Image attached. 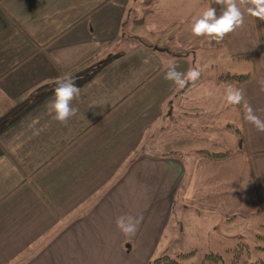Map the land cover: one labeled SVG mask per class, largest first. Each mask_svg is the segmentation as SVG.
<instances>
[{"label": "crops", "instance_id": "obj_1", "mask_svg": "<svg viewBox=\"0 0 264 264\" xmlns=\"http://www.w3.org/2000/svg\"><path fill=\"white\" fill-rule=\"evenodd\" d=\"M209 5L220 14L214 0H0V264H151L169 237L232 253L233 229L264 227V133L245 119L247 104L264 120V21L196 37ZM217 55L225 72L165 79ZM63 76L81 89L66 125L47 108ZM127 214L142 217L133 237L116 227Z\"/></svg>", "mask_w": 264, "mask_h": 264}, {"label": "clouds", "instance_id": "obj_2", "mask_svg": "<svg viewBox=\"0 0 264 264\" xmlns=\"http://www.w3.org/2000/svg\"><path fill=\"white\" fill-rule=\"evenodd\" d=\"M214 4L221 6L219 15L216 8L209 5L199 16L193 17L191 32L194 36L207 37L220 42L226 35L244 26L245 15L264 21V0H214ZM177 67L176 63H169L165 79L179 88L185 87L189 82L195 83L201 76V71L197 68L189 69L184 73L178 71ZM52 91L53 97L47 103L48 111L50 114L54 113V120L66 125L78 112V109L72 106V101L79 97L81 89L73 77L63 76L56 79ZM260 91L264 92V81L260 82ZM225 100L229 105H240L244 102V92L242 89L228 86ZM245 119L258 132L264 133V120L247 104H245ZM141 221L142 217L137 218L127 214L117 217L115 223L123 235L133 237Z\"/></svg>", "mask_w": 264, "mask_h": 264}, {"label": "rangeland", "instance_id": "obj_3", "mask_svg": "<svg viewBox=\"0 0 264 264\" xmlns=\"http://www.w3.org/2000/svg\"><path fill=\"white\" fill-rule=\"evenodd\" d=\"M224 61L225 60L223 59L221 55H217L216 59H213V57L208 58L207 62L204 61V63L201 65V69H200L201 74L202 75H207V74L213 75V74H216V72H225L227 67H229V65L227 64V67H226V64L223 63ZM232 68L233 70H239V67L237 66L235 62L232 64ZM142 151L143 150H139L138 148L137 153L142 152ZM170 184L171 183L169 182V186ZM182 187H183V184H182ZM182 187L179 188V191L182 189ZM175 191L178 193L177 187ZM179 195L180 194H178L174 198V203H173L174 206L181 205ZM181 226L187 227V224L183 225V223H181ZM232 234L233 236L235 235L240 236L237 239L236 238L233 239V247L231 250L232 253L231 252L226 253L225 247L223 246L222 247L214 246L212 244L206 243V241L202 242L201 244L197 243L195 245L194 244L188 245V243L183 239H179V238L172 239L171 237H169V238L164 239V241L161 243L157 252H160V251H163V252L157 256L162 257L164 253L167 252L168 255L166 256L170 258H175L179 255L178 252L184 253V252H188L187 250L192 249L196 251L190 257H195V258L187 259L185 263L186 264H202L203 258L201 257H205L206 255L211 254V252L215 254L216 252H220L224 260L223 264H231V259L233 257L234 250L236 249V247L238 248L239 244H243L248 247L249 251H251V257H252L251 261L257 260L256 264H260L259 260L264 261V227L258 226L256 225V223L254 224L250 222L242 223L240 224V226L233 229ZM187 241L191 243V240L189 238H187ZM227 242H230V241L228 240ZM243 257H246L245 252H243Z\"/></svg>", "mask_w": 264, "mask_h": 264}, {"label": "trees", "instance_id": "obj_4", "mask_svg": "<svg viewBox=\"0 0 264 264\" xmlns=\"http://www.w3.org/2000/svg\"><path fill=\"white\" fill-rule=\"evenodd\" d=\"M250 78L249 75H242V76H234V75H224L220 77L221 81H231L234 80L238 83H242L247 81ZM210 157L213 158H224L228 154L227 152H220V153H208ZM263 250V249H262ZM243 252H245V256L243 257ZM191 253L188 254H179L175 258H170L168 256H162L161 258L155 259L152 261L151 264H186L185 261L189 258ZM251 251H249L248 247L239 244L238 248L233 252V257L231 259V264H256L257 260L251 261ZM224 260L221 256L217 254H208L204 257L202 264H223ZM260 264H264L263 260H259Z\"/></svg>", "mask_w": 264, "mask_h": 264}]
</instances>
